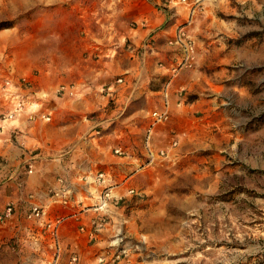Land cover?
<instances>
[{"label":"rangeland","instance_id":"obj_1","mask_svg":"<svg viewBox=\"0 0 264 264\" xmlns=\"http://www.w3.org/2000/svg\"><path fill=\"white\" fill-rule=\"evenodd\" d=\"M181 23L194 44L184 67L168 42ZM132 27L138 61L145 49L153 58L140 76L147 107L143 93L131 117L133 94L103 131L117 161L103 170L126 181L83 264H264V0H0V84L24 77L49 105L59 84L94 78L91 52ZM151 27L169 32L144 49L136 38ZM165 95L169 119L149 132ZM147 148L168 152L148 163Z\"/></svg>","mask_w":264,"mask_h":264},{"label":"crops","instance_id":"obj_2","mask_svg":"<svg viewBox=\"0 0 264 264\" xmlns=\"http://www.w3.org/2000/svg\"><path fill=\"white\" fill-rule=\"evenodd\" d=\"M155 29H143L145 32L136 38V43L145 49L148 46L145 40ZM159 31L161 33L152 34V38L158 39L162 32H169L165 28ZM126 39L132 44L124 48L123 40ZM154 44L150 47L152 53H160L161 47ZM96 50L91 52L97 57L94 66L96 75L79 85L73 84L76 98L64 101V97H54L49 105L39 103L43 113L51 114L49 121L40 118L30 120L27 110L0 121V210L10 202L16 206L13 217L0 223V247L8 256L3 258L0 255L1 264H42L51 258L54 251L50 239L38 223L25 218V213L32 204L48 205L51 216L78 212L80 206L51 204L49 191L58 186L59 178H64L74 192L73 197H84L83 186L86 179L92 177H86L87 173L107 168L103 164L117 162L106 156L111 145L105 138L107 132L103 131L120 115L122 111L118 109L121 104L136 94L130 115L133 117L140 110L141 102L137 100L146 93L142 101L143 107H147L149 93L146 88L140 89L146 79L140 76L143 70L150 69L153 58L145 49L138 61L133 53V27L115 42L114 47L97 46ZM118 78L122 81L117 82ZM149 92L161 93V90ZM109 101L115 102L113 108L107 106ZM35 106L33 104L32 107ZM113 132H116L115 128ZM132 162L128 161L129 164ZM114 169L118 170L116 166ZM80 215L77 219L67 216L60 228L62 252L59 264H68V252L72 249L80 253L79 264L87 259L90 241L86 232L79 231L78 226L86 223L92 213L88 210L87 216L85 211Z\"/></svg>","mask_w":264,"mask_h":264},{"label":"built area","instance_id":"obj_3","mask_svg":"<svg viewBox=\"0 0 264 264\" xmlns=\"http://www.w3.org/2000/svg\"><path fill=\"white\" fill-rule=\"evenodd\" d=\"M193 13L194 9H189L188 17ZM171 36L172 37L168 42L181 46L184 51L178 67L191 65L194 58V44L186 34L185 23L177 25ZM177 68H174L172 71L174 72ZM120 81H122V79L118 78L117 82ZM31 88L32 85L30 81L24 77H20L17 80L8 78L0 84V121L13 118L26 110L28 111V118L30 120L40 118L44 121H49L51 119V114L49 112L43 113L40 110V97H36L37 92L31 91ZM53 94L54 97H73L76 95V90L71 84H59ZM43 96L46 97L47 94H44ZM33 104H36V106L32 107ZM148 116L150 119L148 125L149 132L157 124L164 123L169 119L170 105L166 95L160 108L151 111ZM174 144H176L175 141L172 145ZM114 152L121 153V149L115 148ZM167 152L166 149L154 151L151 148H147L148 159L146 162H151L155 156L166 155ZM86 177L91 178H85L87 181L83 186L84 197L82 198L73 197L74 192L70 185L65 182L64 178H59L58 186L52 188L48 193V198L51 204H57L62 207L80 206L78 212L75 211L66 215L51 216L48 210V205L32 204L25 213V218L38 223L42 228V232H44V234L50 239L54 252L51 258L42 264H59L60 253L62 252L59 232L67 216H74V218L77 219L78 217H81L80 213L83 211H85V215L87 216L89 210L92 215L89 216L86 223L79 224L78 229L81 232H86L89 241L95 240L98 233L105 226L106 219L109 217V206L122 200L123 194L116 193L113 189L121 187L126 180H122L120 183H112L110 172L104 170L96 171L95 173L88 172ZM126 192L133 193L134 189L132 187L127 188ZM85 198L90 199L92 201L91 204H88L85 201ZM15 209L16 206L13 202L6 204V206L0 210V223H4L11 219L14 215ZM96 260L98 264H111L103 255H98ZM67 262L68 264H79L80 253L75 249L70 250L68 252Z\"/></svg>","mask_w":264,"mask_h":264}]
</instances>
